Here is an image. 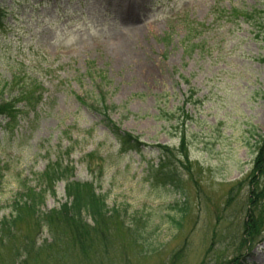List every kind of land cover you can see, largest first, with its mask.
<instances>
[{
    "label": "rangeland",
    "instance_id": "1",
    "mask_svg": "<svg viewBox=\"0 0 264 264\" xmlns=\"http://www.w3.org/2000/svg\"><path fill=\"white\" fill-rule=\"evenodd\" d=\"M0 8L12 25L0 33V84L17 76L19 86L37 80L45 90L18 138L0 128L1 205L15 196L18 180L35 185L32 174L69 131L75 180H94L86 155L96 156L93 164L103 159L97 186L109 208L120 210L126 228L150 234L137 245L111 228L107 248L95 240L82 255L69 242L48 247L44 232L40 253L19 258L2 248L0 264H264V202L254 194L264 191L254 170L264 137V42L254 22L230 14L264 12V0H0ZM189 28L196 47L187 56ZM191 89L195 101L185 111L192 119L183 123L179 109ZM98 91L117 107L112 119L122 130L141 138L140 153L120 155L101 117L78 100L95 104ZM163 146L173 151L185 196L153 182L150 167ZM64 201L59 184L42 212ZM246 225L258 236L245 237ZM21 230L34 231L29 220Z\"/></svg>",
    "mask_w": 264,
    "mask_h": 264
},
{
    "label": "trees",
    "instance_id": "2",
    "mask_svg": "<svg viewBox=\"0 0 264 264\" xmlns=\"http://www.w3.org/2000/svg\"><path fill=\"white\" fill-rule=\"evenodd\" d=\"M232 14L236 15V17H249L254 22L252 26L257 29V35L261 36L264 40V12L255 11L252 15H247L233 11ZM2 20L3 15L0 13V30L4 28ZM186 41L191 43L189 39H186ZM9 90H11L9 83L0 84V119H3L0 124L4 122L3 130L6 132L5 135L17 137V128L22 125L24 118L29 114L37 112L40 105H42L43 90H24L17 92L15 97L7 99L6 94ZM195 97L196 92L191 89L186 104L194 102ZM22 102L23 105L19 107L18 104ZM81 102L83 105H88L83 101ZM95 103V106L88 107L92 108L102 117V122L106 129L120 144V152H140L141 148L145 146L140 138L124 132L120 125L112 120L111 115L116 108L114 106H107L103 98L97 99ZM179 112L182 113L184 118L183 123L191 121L192 118L189 117L184 107L179 109ZM66 135H68V146L64 151L58 152L57 156H53V160L50 157L52 152H48V156L50 157L48 165L42 172L32 174L35 183L33 187L30 185L31 180L28 178L18 180L15 196L9 203L2 206L0 200V256H2V248H7L8 251L13 252V255L19 258L37 255L44 249L43 247H37L36 243L44 232L48 234L52 241L51 244L47 245L48 247L69 242L68 244L82 255L90 249L92 241L94 243L95 240L100 242L104 248H107L110 241H112L111 228L118 227L124 230L126 237L134 244L135 242L136 244L138 242L143 243L147 236L150 235L148 234L144 237V231L138 230L137 226L135 228H126L120 210L118 208H109L107 197L100 193L99 186H97V182H100L103 177L104 167L102 166V161L96 165L92 164L90 159L86 161V168L93 173L94 181L78 182L74 180L75 169L69 159L73 153L72 149L75 142L69 134ZM259 138L262 139H259L257 143L259 145L258 157L255 161L254 170L260 173V177L264 179V137L261 136ZM185 141L183 133L180 138L182 148L185 146ZM158 149L161 150L158 165L150 167V175L153 178V182L159 183L163 187H168L176 194L185 196L183 180L177 167L174 166L175 163H173V151L168 146L158 147ZM183 157L187 162L189 161V158L185 154H183ZM253 172L252 176L248 175V177L250 176L249 186L250 184L253 185V182L256 180ZM5 179L6 175L0 170V186H2V181ZM190 179L192 180L193 177ZM251 179L254 180L251 181ZM61 183L64 185V203L58 208L42 212L47 197H56L57 186ZM253 189H256L255 186ZM250 192L252 193V191ZM255 193L258 195L259 200L264 202V191L257 189ZM250 204H254L251 198ZM182 212L186 215L187 210L184 209ZM86 219H89L91 223ZM27 220L33 225L34 231L32 235H27L21 230L22 224ZM250 221H253L252 217ZM176 225L179 227L181 223H176ZM260 227L261 224L258 231L262 233L264 230L261 231ZM247 235L250 237L254 235L258 236L254 227L249 225L244 227V236L246 237Z\"/></svg>",
    "mask_w": 264,
    "mask_h": 264
}]
</instances>
